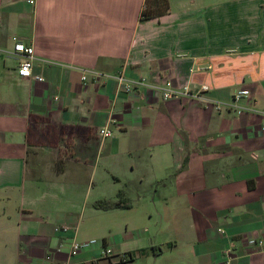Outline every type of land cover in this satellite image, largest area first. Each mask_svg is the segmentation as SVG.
<instances>
[{
  "label": "crops",
  "instance_id": "obj_1",
  "mask_svg": "<svg viewBox=\"0 0 264 264\" xmlns=\"http://www.w3.org/2000/svg\"><path fill=\"white\" fill-rule=\"evenodd\" d=\"M144 2L0 0V264H264V244L244 241L264 240L263 118L82 80L90 69L207 85L221 102L245 88L241 103L263 108L264 0H168L142 20ZM13 37L33 47L42 82L17 74ZM46 158L56 167L39 191L26 176ZM118 200L129 206H95ZM103 215L97 239L128 261L69 254L95 239L88 216Z\"/></svg>",
  "mask_w": 264,
  "mask_h": 264
},
{
  "label": "built area",
  "instance_id": "obj_2",
  "mask_svg": "<svg viewBox=\"0 0 264 264\" xmlns=\"http://www.w3.org/2000/svg\"><path fill=\"white\" fill-rule=\"evenodd\" d=\"M14 40V46L13 51L14 54L18 55L20 57V60L17 65V74L20 77L23 78H34L35 80L42 82L44 80L43 76L41 75H34L32 74V67L33 63L35 61V55H34V49L32 46H28L24 44L23 42L17 40L15 37H13ZM88 76H91L94 79V82L97 83L101 79H113L115 80L117 84V90L127 94L132 95L135 92V88L137 86H148L150 88H155L159 91H161L163 98H171V97H178V96H188L191 98H196L201 100L204 103L210 102L212 103L216 109L220 108H232L233 110L240 112L242 110H249L255 112V114L261 116L263 118V122L261 123L260 129L264 132V107L260 109H252L248 105H243L241 101L243 98H248L249 96V90L242 88L236 90L232 94V98L228 102H221L217 100L208 99L205 97L202 93L208 89L207 85H201L200 88L196 91L191 90L188 86H183L181 88H175L173 83L170 80H167L164 82L163 85L160 86H153L146 84L145 80L139 79L134 80L130 79L127 76H125L122 72L117 73H106L96 70H90L85 69L82 73V80L85 82L88 78ZM58 99V98H55ZM99 134L105 138L110 137L112 132L107 127H102L99 129ZM69 229V226L62 225L60 228H56L58 231H67ZM244 241L249 245H259L262 246L264 244L263 239H255L252 237H244ZM93 247H99L100 253L103 256H107L109 258H114L119 262H126L128 261L131 256L127 253H120L117 254L114 252V250L110 247H108L104 240H97V239H88V240H82V241H71L69 246V254L74 256L78 254L81 251H85L88 249H91ZM224 254L228 256V258L231 257V252L229 250H225Z\"/></svg>",
  "mask_w": 264,
  "mask_h": 264
},
{
  "label": "rangeland",
  "instance_id": "obj_3",
  "mask_svg": "<svg viewBox=\"0 0 264 264\" xmlns=\"http://www.w3.org/2000/svg\"><path fill=\"white\" fill-rule=\"evenodd\" d=\"M46 162L41 166H38V168L35 170V174L32 175L30 172V175H27V182L29 183L30 181H35L36 184L39 186V191L41 190H46L47 185H48V180L49 176H53V172L55 170L56 165L54 164H48V160L50 161L49 158L45 159ZM51 162V161H50ZM63 168L65 167L67 170V173L70 174L71 172H74L73 169L70 167L68 163H63L61 164ZM67 183H71L69 180H67ZM87 224L93 225V227L90 230V232H93L95 236H93L95 239L98 238V235L101 234L107 227L110 225L107 221V216H96V217H89L87 218ZM98 240V239H97Z\"/></svg>",
  "mask_w": 264,
  "mask_h": 264
},
{
  "label": "trees",
  "instance_id": "obj_4",
  "mask_svg": "<svg viewBox=\"0 0 264 264\" xmlns=\"http://www.w3.org/2000/svg\"><path fill=\"white\" fill-rule=\"evenodd\" d=\"M169 10L168 0H145L144 7L141 11L140 18L146 20L152 17H157L167 13ZM97 208H116V207H127L128 203L124 200H118L115 202L111 201H99L95 204Z\"/></svg>",
  "mask_w": 264,
  "mask_h": 264
}]
</instances>
